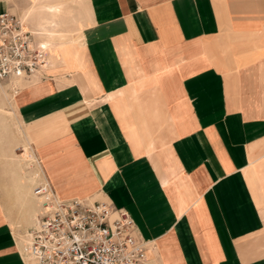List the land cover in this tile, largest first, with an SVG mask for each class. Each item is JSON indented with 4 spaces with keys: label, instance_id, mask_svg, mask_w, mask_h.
I'll use <instances>...</instances> for the list:
<instances>
[{
    "label": "crops",
    "instance_id": "1",
    "mask_svg": "<svg viewBox=\"0 0 264 264\" xmlns=\"http://www.w3.org/2000/svg\"><path fill=\"white\" fill-rule=\"evenodd\" d=\"M53 3L0 0L56 45L0 83V264H25L42 183L127 212L150 264H264V0H87L57 43Z\"/></svg>",
    "mask_w": 264,
    "mask_h": 264
},
{
    "label": "built area",
    "instance_id": "2",
    "mask_svg": "<svg viewBox=\"0 0 264 264\" xmlns=\"http://www.w3.org/2000/svg\"><path fill=\"white\" fill-rule=\"evenodd\" d=\"M50 51L15 13H0V83L12 95L42 78ZM41 210L21 244L25 264H150L147 242L127 212L110 202L60 199L47 183L34 190Z\"/></svg>",
    "mask_w": 264,
    "mask_h": 264
},
{
    "label": "rangeland",
    "instance_id": "3",
    "mask_svg": "<svg viewBox=\"0 0 264 264\" xmlns=\"http://www.w3.org/2000/svg\"><path fill=\"white\" fill-rule=\"evenodd\" d=\"M13 7L14 4L18 6V8H22L28 4L29 0H8ZM32 0H30L31 2ZM44 4V3H43ZM57 5L61 4L59 7L62 6V14L58 20L59 27L57 28V31L60 36H57L53 42L57 43L56 39H59V41L63 38H70V39H76L79 36H82L83 30L87 23V0H57ZM49 5V4H46ZM45 5V6H46ZM53 5H55L53 3ZM24 13V12H23ZM29 17V16H28ZM87 17V18H86ZM30 19H32V25L35 28L34 25H36L35 20L33 21V18L30 16ZM48 30H51L52 27H47ZM52 31V30H51ZM56 47V46H55ZM2 88L4 89L5 95L7 97L12 95V93L8 90V87H6L4 84H2ZM0 92L1 89H0ZM3 93V92H2ZM9 95V96H8ZM8 98H2L0 97V106L3 107H10ZM13 115L10 113V118H12Z\"/></svg>",
    "mask_w": 264,
    "mask_h": 264
},
{
    "label": "bare ground",
    "instance_id": "4",
    "mask_svg": "<svg viewBox=\"0 0 264 264\" xmlns=\"http://www.w3.org/2000/svg\"><path fill=\"white\" fill-rule=\"evenodd\" d=\"M46 1H50V0H46ZM41 10L48 14V15H51L52 17H55L57 18L58 15H59V12H60V9H59V4L57 5H46L44 7H40ZM14 13V12H12ZM19 16L22 18L23 21L26 22V29H29L35 36L36 38L39 40V44L44 47L45 49H47L48 51H50V53L52 54V58L54 55H56V49H55V46L54 44H50L48 41H46L47 37L46 35H43L41 34L39 31H35V28L33 27L32 25V21L31 19L28 17V15H25L24 13L22 14H19ZM44 22V21H42ZM45 24H50V22L48 20H45ZM40 30L42 32H46L48 34H51L53 35V32L51 31H48L45 26L43 25V23H40ZM54 37V36H53Z\"/></svg>",
    "mask_w": 264,
    "mask_h": 264
}]
</instances>
